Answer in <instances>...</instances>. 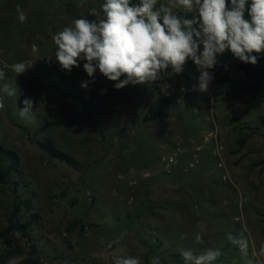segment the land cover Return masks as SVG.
I'll list each match as a JSON object with an SVG mask.
<instances>
[{"label": "rangeland", "instance_id": "374dc122", "mask_svg": "<svg viewBox=\"0 0 264 264\" xmlns=\"http://www.w3.org/2000/svg\"><path fill=\"white\" fill-rule=\"evenodd\" d=\"M165 1L158 0L157 7ZM103 3L0 0V70L5 72L0 86L11 84L19 93L15 98L0 92L5 105L0 145L18 158L17 171L3 178L11 163L0 152V264H114L117 256L138 257L141 264H154L155 257L160 264H180L181 249L199 254L207 248L223 253L213 264H264L259 254L264 245V93L257 96L262 103L254 106V95L241 96L217 84L224 74L242 77L233 62L211 69L214 79L207 91H200L199 72L190 58L183 66L185 76H178L187 82L184 88L155 92L144 109L131 106L128 86L115 89L116 82L99 70L95 83L82 88L83 81L92 79L83 68L86 61L70 73L62 70L54 59L53 37L77 18L96 20L89 12ZM17 5L27 17L23 23ZM174 12L188 20L196 15ZM17 62L33 64L17 75L12 70ZM155 82L151 85L158 86ZM168 97L174 100L165 104ZM25 98L34 101L35 122L19 116ZM209 130L224 147L225 169L217 168L214 148L206 146L196 168L187 170L193 147ZM38 141H52L80 169L52 159ZM178 147L186 151L165 174L162 158ZM17 195L32 197L31 212L40 216L30 229L31 240L15 231L5 233ZM228 234L247 239L246 254L228 241ZM197 235L201 243L195 242ZM8 239L24 254L11 255Z\"/></svg>", "mask_w": 264, "mask_h": 264}, {"label": "clouds", "instance_id": "9594fccd", "mask_svg": "<svg viewBox=\"0 0 264 264\" xmlns=\"http://www.w3.org/2000/svg\"><path fill=\"white\" fill-rule=\"evenodd\" d=\"M247 3L248 0H230V5L227 0H167L157 7L158 0H138L131 6L130 0H105L100 10L92 8L89 12L96 20L77 18L73 25L53 37L54 59L69 73L80 61H86L83 68L92 79L81 83L84 89L95 83L94 74L99 70L109 81H115L114 88L119 90L129 84L170 79L182 73L183 65L190 58L199 72V90L207 91L214 79L210 70L218 65L219 55L230 50L241 62L255 65L257 56L251 53L264 50V0H251L247 9L250 21L244 18ZM174 9L196 15L191 20L183 19ZM17 13L21 23L27 20L20 5H17ZM32 47L33 51L37 49L35 44ZM32 64L17 62L12 70L18 75ZM169 67L171 71H166ZM4 78L5 72L0 70V80ZM160 87L166 92L171 85L163 83ZM192 90H197V86L193 85ZM0 92L8 97L19 95L17 87L8 83L0 86ZM23 104L20 118L35 122L33 99L25 98ZM4 107L3 97H0V109ZM227 239L242 253H247L248 241L242 234L238 237L228 234ZM195 242H202L200 235L195 237ZM222 254L220 249L213 248L199 254L191 249L180 250L184 264H213ZM259 254L264 256V245ZM114 264H141V260L117 256ZM154 264H160L159 257L154 258Z\"/></svg>", "mask_w": 264, "mask_h": 264}, {"label": "trees", "instance_id": "16d2710c", "mask_svg": "<svg viewBox=\"0 0 264 264\" xmlns=\"http://www.w3.org/2000/svg\"><path fill=\"white\" fill-rule=\"evenodd\" d=\"M131 4L132 0H130V6ZM189 18L193 19L191 16H189ZM261 52L251 53V55L257 56V63L253 65L250 63L241 62L238 58L234 57L233 53L230 50H226V54L222 56V58L219 60V63L221 65L231 62L235 63L237 70L242 73V77H236L231 74H224L221 77L217 78L216 83L235 89L241 96L254 95L255 98L253 105H260L262 103V99L257 96L261 93H264V54H261ZM60 78L62 79V81L66 80L65 76L60 75ZM80 100L82 101L84 109L86 111H89L87 102L83 101L81 98ZM173 100V97H168L164 99V103L169 104ZM162 115V113H158V117H161ZM37 144L39 148L42 151L46 152L52 159L59 160L75 170L80 169L79 162L74 159L71 155L58 150L52 141H38ZM0 152L6 154L7 158L11 163L8 171L3 173V178H5L8 177V175L13 170L17 171L18 158L16 157L14 152L3 149L1 145ZM24 209H27L29 211L28 214L25 216L24 214H21ZM31 210L32 197L30 199H24L17 195L12 206V212L9 218V227L5 230V233H8L9 231H15L23 238L31 240L30 229L40 219L39 214L32 213ZM3 237H6V235L3 234ZM6 244H8L10 253L14 257L21 256L24 254V251L15 246L12 240H6ZM180 256V254L177 255V261L180 264H183L184 262L180 260Z\"/></svg>", "mask_w": 264, "mask_h": 264}, {"label": "built area", "instance_id": "2783aa9c", "mask_svg": "<svg viewBox=\"0 0 264 264\" xmlns=\"http://www.w3.org/2000/svg\"><path fill=\"white\" fill-rule=\"evenodd\" d=\"M132 1H133V4H135V3H137L138 0H132ZM250 3H251V0H248V5ZM247 9H248V6L246 7L244 18H250V15L248 14ZM198 77H199V74L197 76V81H198ZM193 111L198 112V110L196 108ZM206 120L209 121V120H212V118L210 116H207ZM206 146H213L214 149H213L212 155H213V157L217 158V160H216L217 168L220 170L225 169V164H224L223 159H222V153H223L224 147L219 144L216 133L213 130H209V131H206L202 135L201 144L193 147L192 153H191L192 154L191 158H190V160L186 166L187 170H193L194 168H196V166L200 162V155L203 151V148ZM185 151L186 150H183L182 148L178 147V148H176V150L173 153L164 156L162 158V165H163L162 171L165 174H170L172 172L173 168L178 164L179 157ZM221 179H222V181L226 182L228 180V175L223 173L221 176Z\"/></svg>", "mask_w": 264, "mask_h": 264}, {"label": "crops", "instance_id": "0c3cea01", "mask_svg": "<svg viewBox=\"0 0 264 264\" xmlns=\"http://www.w3.org/2000/svg\"><path fill=\"white\" fill-rule=\"evenodd\" d=\"M165 1V0H164ZM166 2V1H165ZM163 3V2H162ZM246 20H249V18H245ZM190 20V19H189ZM250 21V20H249ZM186 64V62H185ZM185 64L183 65L185 67ZM170 69H167L166 71H169ZM171 71V70H170ZM181 75L185 76V73H181ZM180 74L173 76L172 78H163L160 81H156L155 83L158 84L153 86L151 84H143V85H127L128 87V92L129 94L131 93V106L134 108H138V109H144L148 104V99L152 98V95L155 94V92H163L160 85L163 83H167L169 85H171V87L169 89H167V91L170 90H176V91H180L181 89H183V85L184 83H187L185 81H183V79H180L178 76H181ZM178 77V78H177ZM182 78V77H181ZM168 79V80H167ZM186 79V78H184ZM158 87V88H156ZM136 102H139V105L135 104ZM143 102V103H142ZM137 105V106H136ZM149 105V104H148Z\"/></svg>", "mask_w": 264, "mask_h": 264}]
</instances>
